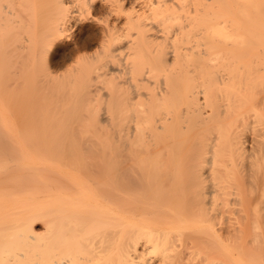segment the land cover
Returning a JSON list of instances; mask_svg holds the SVG:
<instances>
[{"label": "bare ground", "instance_id": "1", "mask_svg": "<svg viewBox=\"0 0 264 264\" xmlns=\"http://www.w3.org/2000/svg\"><path fill=\"white\" fill-rule=\"evenodd\" d=\"M0 264H264V0H0Z\"/></svg>", "mask_w": 264, "mask_h": 264}, {"label": "rangeland", "instance_id": "2", "mask_svg": "<svg viewBox=\"0 0 264 264\" xmlns=\"http://www.w3.org/2000/svg\"><path fill=\"white\" fill-rule=\"evenodd\" d=\"M98 3L96 4V2L94 3V5H96V7L94 8V10H90L89 8V11H92V12H89V11H87L86 9H83V11H79V13H81V16L83 17H81L80 16V14H79V16H80V20H79V23H78V26L76 25L75 27H73L72 29H71V31H70V36L68 35V37H70V38H66L65 40H63L65 43H64V45L65 46H63L62 44H61V49L59 50L60 51V53H61V51H62V48H65V47H67L66 45H68L69 46V48H70V46L71 47H73V46H75L76 45V43L78 42V44H79V42L80 41H82L81 43L82 44H84L85 46L87 45V48H88V46L90 47L89 49H88V51L89 50H92L91 48H94L95 47V38L94 37H92L91 36V38H90V35L89 34H87L88 32H86L87 30V27H88V30H91V27H93L94 25V27H100L101 25H102V23L104 22V19H106V18H109L108 17V15L105 13V10L104 9H102L103 7H102V5L100 4V2L99 1H97ZM127 2V1H126ZM126 2H124L125 3V6H126V8L127 7H130V5L129 6H127L128 4V2L126 3ZM12 3H15L12 7L10 6V8H13V7H15V8H13V9H15L14 11L15 12H17V14H19V15H21L22 14V12L23 13H26L27 12V10H26V4L24 5V3H25V1H19V2H12ZM18 3V4H17ZM20 4H22V6L20 5ZM15 5H17V6H15ZM25 6V7H24ZM87 7V6H86ZM89 7H90V5H89ZM94 7V6H93ZM102 7V8H101ZM21 8H24L23 10L21 9ZM90 8H92V7H90ZM12 9V10H13ZM84 10H86V11H84ZM18 11H20V13L18 12ZM28 14V12L26 13V14H23V15H27ZM121 15H123V14H121ZM19 17V16H18ZM23 17H25V16H23ZM98 17V18H97ZM101 17V18H100ZM105 17V18H104ZM111 17V16H110ZM114 17V16H113ZM123 17H124V15H123ZM123 17H121L122 19H123ZM20 18H21V16H20ZM20 18H18V19H20ZM97 18V19H96ZM103 18V19H102ZM112 18V17H111ZM13 19V18H12ZM83 19V20H82ZM101 20V23L99 22L100 20ZM82 20V21H81ZM13 21V20H12ZM81 21V22H80ZM11 23V22H10ZM15 23H12V24H10V27L13 29L14 28V30H15V32H17V30H20V31H22V29H23V26H22V24H21V26H17L16 25V27H14L13 25H14ZM12 25V26H11ZM25 25H26V23H25ZM93 25V26H92ZM85 26V27H84ZM82 27H83V29H82ZM93 27V28H94ZM19 28H21V29H19ZM11 29V30H12ZM81 29H82V31H81ZM84 29H85V32H84ZM73 30V31H72ZM15 32H13V34L15 33ZM11 33V32H10ZM69 33V32H68ZM12 34V33H11ZM11 34H10V38H11ZM84 36H83V35ZM73 35V36H72ZM87 35H89L88 37H86ZM81 36V37H80ZM74 37V38H73ZM80 37L81 39H83V40H81L80 38V40L78 39V38ZM84 37H86V38H84ZM13 38V37H12ZM11 38V39H12ZM73 38V39H72ZM76 38V39H75ZM92 38L94 39V40H92ZM10 39V40H11ZM78 39V41L76 42V40ZM90 39V40H89ZM70 40H71V42H70ZM91 40H92V42H91ZM62 41V42H63ZM74 41H75V45H74ZM85 41V42H84ZM88 44H87V43ZM80 43V44H81ZM90 43H94L93 45L92 44H90ZM10 44H11V42H10ZM73 45V46H72ZM91 45V46H90ZM58 55H60V54H57V56H56V59L58 58ZM59 58H60V56H59ZM58 58V60H59V62L61 61V58L59 59ZM11 60H12V58H10V62H11ZM58 60H57V62H58ZM124 61H126V60H124ZM127 62H128V60H127ZM126 63V62H125ZM124 63V64H125ZM127 65V63L124 65V66H126ZM124 66L122 67V68H124ZM13 68V66H12V64L10 63V73L12 72V69ZM12 69V70H11ZM63 70H65V69H63ZM63 72V71H62ZM43 75V74H42ZM41 75V76H42ZM102 82V81H101ZM101 82L99 83L100 85H104L103 84V82H102V84H101ZM13 88V86H10V91H11V89ZM20 87V86H19ZM21 89V88H20ZM103 109V108H102ZM101 109V112L100 113H98L99 114V116H100V118H101V120H102V124L104 123V120H106V116H107V114H106V111L103 109L102 110ZM100 111V110H99ZM104 113V114H103ZM102 115V116H101ZM98 116V117H99ZM99 118V119H100ZM104 120H103V119ZM104 130V129H103Z\"/></svg>", "mask_w": 264, "mask_h": 264}]
</instances>
